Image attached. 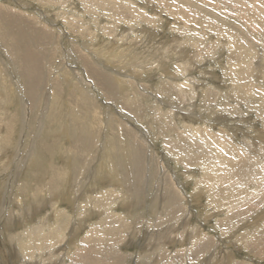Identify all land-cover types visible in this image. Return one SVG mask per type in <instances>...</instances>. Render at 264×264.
<instances>
[{"label": "rangeland", "instance_id": "1", "mask_svg": "<svg viewBox=\"0 0 264 264\" xmlns=\"http://www.w3.org/2000/svg\"><path fill=\"white\" fill-rule=\"evenodd\" d=\"M84 1L63 0L67 14L82 16L92 31L83 41L59 18L63 6L0 0L53 32L45 44L40 35L38 44L39 26L27 31L32 48L46 52L29 87L18 73L17 47L9 41L12 50L0 48V264H25L34 245L43 257L34 249L36 259L28 263L73 264L77 254L79 264H93L90 255L86 263L88 240L103 257L95 264L115 258L121 261L115 264H264V0H124L118 9L130 16L113 18ZM4 18L30 25L15 15ZM147 30L157 35L152 43ZM97 39V47H133L129 58L114 60L121 75L105 70L107 89L59 68L67 66L66 55L77 66L75 52L92 53L87 44ZM126 100L136 111L124 107ZM204 148L223 163L212 156L187 159ZM231 151L246 170L249 160L255 169L250 177L227 171L242 183L230 195L249 194L237 201L238 217L211 198V189L224 183L226 163L234 162ZM47 236L62 239L35 243ZM204 237L213 245L190 253Z\"/></svg>", "mask_w": 264, "mask_h": 264}, {"label": "bare ground", "instance_id": "2", "mask_svg": "<svg viewBox=\"0 0 264 264\" xmlns=\"http://www.w3.org/2000/svg\"><path fill=\"white\" fill-rule=\"evenodd\" d=\"M37 1H39L40 3H42V5L44 6V7H48L49 5L51 6V7H57V6H63L64 7V12H63V14L61 13V14H59V18L61 19V20H63V22H64V25H65V27L66 28H68V29H70V30H73L72 32L75 34V35H77V37H79V38H81V39H83V41L85 40L84 38H86V36H90L88 33H87V31H89V32H91L92 33V31L88 28V27H86L85 25H86V23L84 22V19H83V17L82 16H71V15H69V14H67V11L68 10H70V8H68L64 3H63V0H37ZM87 2H85V4H86V6H87V8L89 9V8H91L92 6H95L94 7V9H95V11H97V9L98 10H100L101 12H103L102 10H106V11H109V14H110V18H113V17H121V16H130V12H129V9H126V8H120V9H118V7H120L119 6V4H121V5H125V3H126V1H124V0H86ZM19 4V3H18ZM2 6V7H1ZM68 9V10H67ZM54 11V10H53ZM50 14V13H49ZM96 14H97V12H96ZM4 15H9V17H13L14 15L15 16H17L18 17V19L20 20V21H25V22H27V23H30V25H27V26H25V25H22V24H20V23H17V22H15L14 20H12V19H9V18H4ZM55 15V14H54ZM84 15V14H83ZM50 16V15H49ZM61 16H62V18H61ZM29 17H31V16H29ZM29 17H27L26 15H24V14H22V13H19L18 11H16V10H12V11H8V10H6V6L5 5H2V4H0V48L2 49H5L6 47H5V45H7V42H12L11 43V45H13V46H15V47H17V52L18 53H20V61H18L19 63H20V67L19 68H21L20 70H21V72H18V73H20V74H22L23 75V77L25 78V80H26V84H27V87H29V82H32L33 81V79H34V77H35V75H36V72H38L40 69V66L41 65H43V60H44V57L46 56V52H43V55H40L39 54V52L38 51H36L35 49H33L32 48V45L29 43V41H28V37H27V31L28 32H30L31 30H34L35 29V26H39L38 27V33H37V35L34 37V40L35 41H37L38 42V44H39V42H40V39L39 38H41L40 37V35H42L43 37H42V39H41V41L45 44V42H46V40H51L50 38H51V34H53V32L52 33H50V31L48 30V27L47 26H45V25H43L42 26V24H41V22H36V21H33V20H31L32 18H29ZM43 17H44V15H43ZM56 17V16H55ZM96 22H97V26H98V24L101 22V20H99L98 19V17L96 18ZM84 23H85V25H84ZM114 23V22H113ZM43 27V28H42ZM111 27V26H110ZM98 28V27H97ZM107 28V27H106ZM96 29V28H95ZM100 29V28H99ZM107 30V29H106ZM116 31V30H115ZM103 32V31H102ZM107 32H108V34H112V35H115V32H112L110 29H108L107 30ZM87 33V34H86ZM72 34V33H71ZM124 34V33H123ZM126 34V33H125ZM127 34H128V32H127ZM146 35L148 36V41H147V43H152V42H150L151 40H152V38L155 36V37H157V35H155L154 34V32H151L150 30H147L146 31ZM55 36V35H54ZM71 36V35H70ZM99 35L98 34H96L95 35V37H98ZM116 36V35H115ZM56 37V36H55ZM55 37H54V39H55ZM76 37V36H75ZM92 38H94L93 36H91ZM126 37V36H125ZM105 38V37H104ZM131 38V37H130ZM136 38V37H135ZM73 39V38H72ZM100 39V38H99ZM141 39V38H140ZM71 40V39H70ZM74 40V39H73ZM79 40V39H78ZM72 41V40H71ZM81 41V40H80ZM96 42H98V39L97 40H95L94 41V43L93 44H90V43H86L87 45H88V47H89V49L91 50V52L92 53H89L88 51H86V53H84V50H83V52L82 51H80V50H77V52H75V53H77V60L76 61H74V64H77V66H71L70 65V61L67 59L69 56H65V61L67 60L68 62L66 63L67 64V66L64 64V65H61V67L59 66V68H60V70L61 71H63V72H66V73H68V72H72V75L74 76V77H76L79 81H81V80H86V79H84L85 78V75H89L88 76V78L90 77L92 80H93V83L96 85V83H97V85H98V87H103L104 89H107V85H109L108 84V81H109V78H110V74L107 72V71H105V70H114V69H116L117 71L119 70V69H121L122 68V65H118V64H114V60H118V63H121L122 62V58H124V59H127V58H129L128 57V55H125V53H128L129 54V52H130V50H132L133 49V47H132V45L131 44H127V43H125V44H122V45H119V46H117V47H115L116 45H115V43L114 42H109V45H106L105 47H103L102 48V44H101V46L100 47H97L98 46V43H96ZM125 42V41H124ZM129 42V41H128ZM81 43V42H80ZM136 43V42H135ZM29 44V45H28ZM74 44V43H73ZM82 44V43H81ZM80 44V45H81ZM121 44V43H120ZM9 45V44H8ZM7 45V46H8ZM136 45H137V43H136ZM13 46H8V47H10L11 48V50H12V48H13ZM44 46H46V45H44ZM125 46H127L126 48H125ZM81 48H82V46H81ZM101 48L103 49V50H101ZM115 50H114V49ZM15 49V48H14ZM13 49V50H14ZM138 49H139V47H138ZM11 50H8L9 51V53L11 52ZM54 50V49H53ZM53 50H51V51H53ZM70 50V49H69ZM112 50H114L116 53H112L111 54V52H112ZM50 51V52H51ZM53 53V52H52ZM56 53V52H55ZM54 53V54H55ZM109 53H110V55H109ZM131 53V52H130ZM134 53H135V51H134ZM12 54V53H11ZM130 55V54H129ZM4 56V55H3ZM7 56H9V55H7ZM53 56V55H52ZM132 57V56H131ZM130 57V58H131ZM11 58V57H10ZM52 58V60H53V58H56V57H51ZM50 58V59H51ZM70 59H71V57H70ZM151 59V58H150ZM149 59V60H150ZM156 58H154V60H155ZM149 60H147L148 62H149ZM152 60V59H151ZM1 61H3V60H1ZM130 61H134V60H130ZM146 62V61H145ZM150 62H152V61H150ZM149 62V63H150ZM2 63V62H1ZM13 63H14V61H13ZM18 63V64H19ZM123 63H127V60H124V62ZM147 63V62H146ZM154 63V62H153ZM159 63H160V61H159ZM137 64V63H136ZM156 64V63H155ZM13 65V64H12ZM11 65V66H12ZM78 65H82L83 66V68H84V71H82V68L80 69L79 67H78ZM99 67H98V66ZM16 66V65H15ZM19 66V65H18ZM17 66V67H18ZM52 66V65H51ZM132 65L131 64H129V65H125V68H129V71H132L133 69L131 68V70H130V67H131ZM143 66V65H142ZM154 66V65H153ZM16 67V68H17ZM43 67V66H42ZM144 67V66H143ZM1 68H3V67H1ZM7 68V67H6ZM18 68V69H19ZM126 70V69H125ZM128 70V69H127ZM144 71V70H143ZM14 72V71H13ZM15 72H16V69H15ZM43 72V71H42ZM84 72V73H83ZM140 72H142V71H140ZM107 73H108V75H107ZM117 75H121L122 73L121 72H115ZM42 74V73H41ZM59 74V73H58ZM7 75V74H6ZM54 75H56V74H54ZM8 76V75H7ZM57 76V75H56ZM18 77V76H17ZM39 77V76H38ZM40 77H41V75H40ZM56 78V77H55ZM59 78V77H58ZM57 78V79H58ZM51 79L53 80V78L51 77ZM50 79V80H51ZM90 79V80H91ZM21 83H22V81H21ZM58 83V82H57ZM59 85H60V82L58 83ZM57 84V85H58ZM93 84V85H94ZM57 87V86H56ZM59 87V86H58ZM85 87H86V85H85ZM87 89H89V90H92L90 87H86ZM47 89V88H46ZM161 89H165V88H161ZM11 90H12V88H11ZM43 90V89H42ZM45 90V89H44ZM56 90H58V89H56ZM61 90V89H60ZM5 91V90H4ZM24 91V90H23ZM45 91H47V90H45ZM49 91H50V89H49ZM48 91V92H49ZM6 92V91H5ZM61 92V91H60ZM56 93V92H55ZM55 93L53 94L54 95V97H56L55 96ZM2 94V93H1ZM6 95H8V93H5ZM31 95H32V93H30ZM41 95L42 94H44L43 92H41L40 93ZM110 94V93H109ZM30 95V96H31ZM109 96V95H108ZM32 97H33V95H32ZM116 98H117V96H116ZM44 99H46V98H44ZM113 99V98H112ZM59 99H57V101H58ZM115 100V99H114ZM43 101V100H42ZM59 102V101H58ZM117 102V101H116ZM115 102V103H116ZM121 103H122V101H121ZM120 104V103H119ZM120 105H122V104H120ZM123 105H124V107H126L128 110H131V111H136V106L132 103V102H129V101H124L123 102ZM135 106V107H134ZM54 107V106H53ZM64 110V109H63ZM66 110V109H65ZM61 112H62V110H61ZM63 113V112H62ZM60 115H61V113H60ZM207 134H208V139H209V136H212V133H211V131L209 130V132H207ZM144 133H143V135H142V137L144 138ZM209 144H211V145H214V146H216V147H218L219 145L216 143V142H209ZM199 152L197 153V154H194V152L193 153H191L189 156H188V158L187 159H189V160H193V159H203L202 161H200L199 163H201V162H203V161H205V159L207 158V160H208V162L211 160V159H209V158H211V156L212 157H214L213 159H215V160H217V161H223V158L221 157H218L217 158V154L215 155V156H213L212 154H211V150L210 149H208V148H204V149H200V150H198ZM200 151H201V153H200ZM233 152L231 151L230 152V154H231V157H232V155L234 156V158H231L232 160H234V162L233 161H231L230 159H228V160H230L228 163L229 164H227L226 163V165H227V167H228V170H226V171H224V183H221V184H219L216 188H212L211 189V198H212V200L213 201H220V202H222V204L220 205V208L222 209V211H224L223 209L225 208V210L226 211H229V212H231V214H230V217H238V216H240L241 215V208H238V202L237 201H239V202H244L245 201V199L247 198V196L249 195H247L246 193V189H243V190H245V194H243V193H241V191H239V192H235L233 195H230V193H229V189L231 188V189H233V188H235L236 186H237V184H242V183H240V181L239 182H235L236 181V179H235V176H233L232 174H230V175H228L227 173L229 172H231V170H233V169H237V171L238 172H240L241 171V174H242V172L243 173H246L249 177L250 176H252L251 175V171H252V169H254L253 167V165H254V163H253V161H251V160H249V168H248V170H246L245 169V167L247 166V164L243 161H240V160H238L237 159V157L235 156L236 154H232ZM224 161H225V159H224ZM238 161V162H237ZM223 163V162H222ZM263 163H264V161H263ZM221 164V163H220ZM225 166V165H224ZM114 167V166H113ZM264 167V166H263ZM204 168H205V170H206V166H205V164H204ZM216 168V167H215ZM255 170V169H254ZM228 171V172H227ZM234 173V172H233ZM242 176V175H241ZM246 176V175H245ZM227 177H229V178H227ZM238 177V176H237ZM243 178H241V180H242ZM237 180H239L238 178H237ZM247 180H249L248 178H247ZM260 180V179H259ZM244 182H245V180H243ZM171 185V184H170ZM160 186V185H159ZM163 187V186H162ZM219 187H222V193H220V190H219ZM238 187V186H237ZM209 188V187H208ZM207 188V189H208ZM242 188V187H241ZM240 188V189H241ZM244 188V187H243ZM247 188V187H246ZM165 189V188H164ZM236 189V188H235ZM238 189V188H237ZM160 190V189H159ZM165 190H167V189H165ZM170 190V189H169ZM217 190H219V192H217ZM248 190V189H247ZM231 192H232V190H230ZM226 192H228L229 194L227 195V197L225 196L224 197V194H226ZM163 194V193H162ZM241 194H243V195H245V196H243V195H241ZM261 194V193H260ZM177 197H178V201H180L181 199H180V197H179V195L176 193L175 194ZM232 196V197H231ZM165 198V197H164ZM170 198V197H169ZM180 199V200H179ZM230 199H232V200H230ZM116 200V199H115ZM227 200H230V201H227ZM177 201V202H178ZM109 203V202H108ZM253 202H251V204H247L246 203V205H244L246 208H245V210L247 209V211H248V208L250 207V206H252L253 204H252ZM254 203H256V202H254ZM165 204V203H164ZM108 205V204H107ZM238 205V206H237ZM176 206V205H175ZM174 206V207H175ZM242 206V205H241ZM243 207V206H242ZM109 208V207H108ZM217 208V207H216ZM215 208V209H216ZM233 208L235 209V211H233ZM112 209V208H111ZM252 209V208H251ZM97 210L99 211V209H97V207L95 208V209H91V212H93L94 214H96L97 213ZM106 210H107V208H106ZM229 212H228V214H229ZM244 212V211H243ZM244 213H246V212H244ZM240 228V227H239ZM116 232H117V229H116ZM119 232V231H118ZM121 232V231H120ZM155 233V232H154ZM117 234V233H116ZM198 234H199V230H198V232H197V234H196V236H198ZM110 235H112V233L111 234H109V235H106L107 237L109 236L110 237ZM153 237V236H152ZM151 237V238H152ZM111 238V237H110ZM61 239L62 238H57V237H54V236H47V237H40L39 239H37V237H36V242L35 243H39V244H45V245H50V244H52V243H56V242H59V241H61ZM65 240V239H64ZM155 240V239H154ZM175 240H177V239H175ZM119 239H117V238H115V239H112L111 241H110V243L112 244V248L113 247H116V245L117 244H119ZM156 241V240H155ZM154 241V242H155ZM206 241V242H205ZM33 242V241H32ZM125 242V241H124ZM123 242V243H124ZM126 243V242H125ZM156 243V242H155ZM177 243V242H176ZM207 243H209L208 245L210 246V245H213V241H211V239H208L207 237H204L203 238V240L202 241H200V244L194 249V251H191L190 253H193V254H199L200 253V251H201V245L202 244H207ZM121 244V243H120ZM63 244H59L58 246L59 247H61ZM153 245H155V244H153ZM29 246H32V245H28L27 247H25L24 249H27ZM92 246H94L93 245V243L91 242V241H89L88 240V242H87V246L85 247V249L87 250L86 252H85V256H86V258H87V262L86 263H88V257H89V255H90V257H94L95 259V261H92V262H90V263H93V264H95L96 263V260L97 259H103V257L99 254V253H101V252H99V250L98 251H94V249H93V247ZM156 246V245H155ZM153 248V247H152ZM36 250L37 252L39 251L40 253H41V255H42V257H43V253H42V251H41V248L39 247V246H37V245H34L33 247H31V248H29V249H27L26 250V254H27V257H28V259L27 260H24V262H25V264H36V263H28L27 261L29 260L30 262H32V261H35V259H36V253L34 254V252L32 251V250ZM99 249V248H98ZM114 249V248H113ZM46 250V252L49 250L48 248H46L45 249ZM188 251H189V249H188ZM51 253H52V251H50ZM187 252V251H186ZM76 253V252H75ZM185 253V252H184ZM162 254V253H161ZM164 254V253H163ZM173 254H175V253H173ZM172 254V255H173ZM169 255H171V254H169ZM74 254L72 255V257H71V259L73 258V264H79V262L76 260L77 259V254L74 256ZM175 256V255H174ZM173 256V257H174ZM213 256V254H208L207 256H206V259L207 260H209V257L211 258ZM158 257V256H157ZM160 257L161 256H159V259H160ZM176 258V257H175ZM198 259V258H197ZM206 259H204V260H206ZM90 260V259H89ZM92 260V259H91ZM162 260H165V259H161L160 261H162ZM173 260V259H172ZM177 260V259H176ZM179 260V259H178ZM119 262V263H121V261H118L116 258L111 262V264H115V262ZM159 261V262H160ZM181 262V261H180ZM118 263V264H119ZM189 263H190V261H189ZM201 263V262H200ZM205 263V262H204ZM147 264H148V262H147ZM191 264H193L192 262H191Z\"/></svg>", "mask_w": 264, "mask_h": 264}]
</instances>
